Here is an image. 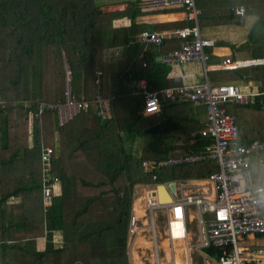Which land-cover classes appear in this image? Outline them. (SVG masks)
<instances>
[{
  "label": "trees",
  "instance_id": "obj_1",
  "mask_svg": "<svg viewBox=\"0 0 264 264\" xmlns=\"http://www.w3.org/2000/svg\"><path fill=\"white\" fill-rule=\"evenodd\" d=\"M251 1L253 5L245 12L257 10L259 0ZM113 12L101 11L93 0H0V100L4 104L0 116V202L8 195H17L21 189V213L26 222L21 223L24 227L21 226V232H37V223L42 220L49 228L61 229L63 257L54 259L55 264H125L122 239L132 185L147 179L139 160H156L177 151V146L166 138L173 133L170 125L177 127L178 123L168 115L159 120L148 115L147 121H158L160 129L143 131L142 116L132 98L125 102L120 113L113 106L111 115L102 122L95 114L93 71L98 67L106 73L112 68L111 63L101 61V49L113 38L107 39L94 31L107 25ZM255 19L257 22L258 15ZM65 69L72 95L78 92L77 74H81L80 89L87 105L58 123L54 109L33 111L39 100H63ZM143 75L146 87L156 89L155 78ZM107 82L101 76L102 94ZM15 106L20 109L18 117L12 114ZM48 124L52 128L41 131V139L51 146L49 136L44 133L57 130L58 154L54 155L51 146L49 156L50 169L57 181L50 203L43 205L41 146L36 140V129ZM121 127L125 130L124 137L117 135ZM146 134L151 136L150 140L140 153H133L134 138ZM30 135L33 140L27 145ZM19 150L21 154L17 156ZM210 165L208 161H196L161 165L152 170L159 180L200 177L214 168ZM8 226L9 238L14 243L7 244L2 237L0 264H17L15 241L20 225L10 216ZM49 261L50 258L47 264Z\"/></svg>",
  "mask_w": 264,
  "mask_h": 264
},
{
  "label": "crops",
  "instance_id": "obj_2",
  "mask_svg": "<svg viewBox=\"0 0 264 264\" xmlns=\"http://www.w3.org/2000/svg\"><path fill=\"white\" fill-rule=\"evenodd\" d=\"M147 1L148 0H93L97 8L101 11L115 12H113V16L107 25L97 28L94 31L97 35H102L107 39H109V37L113 38V42H110V44L101 49V61L111 63L112 68L106 73H102L101 69L96 67L99 73H95L96 69L93 71V79L97 76V83L93 81L94 91L92 94L94 95L95 92H97L96 90H98V93L104 98L106 114L99 118L100 122H102L106 116L111 115L113 106H115L120 113V111L124 110L122 107L125 102L132 98L135 106L139 108L143 127L151 124L147 121L148 115L154 116L158 120L161 119L163 115H168L178 123L177 127L170 125V127L173 128V133L166 138L171 144L177 146V151L175 153L156 160L141 158L149 162H155L168 156L183 154L189 151L196 152L202 149L204 143L208 141V138L205 136L207 141L204 142L203 135L198 133V129L204 122V106L201 103L188 100H173L161 103L159 109L155 112H143L142 94L143 91L150 90L146 87V78L143 73H147L148 76L155 78L156 82H158V86L155 87L156 89L162 86L179 85L206 79L210 83L230 82L242 90L262 92L258 96V99H262V97L264 98V67L261 63L240 64L233 68H223L218 64L223 56H228L231 59L237 60L263 56L264 48L254 49L251 47L248 29L250 26L249 21L255 18V15L251 16V12H245L247 8L250 9L249 4H246V2L229 3L226 6L223 5L221 8V5L215 2L214 4H208L207 0H194L195 5L200 10L197 22L198 26L200 27V23H203L202 29L199 31L202 35L208 36L214 41L213 45L206 47V50L209 51V57L205 62L207 66H203L200 61L196 60L164 63L160 60L161 54L167 49L176 46L177 38L173 36L167 37L159 43L142 42L138 39L137 33L142 29H172L188 23L189 20L186 18L185 11L181 4H159ZM235 4H242L245 7L244 13L246 14L244 17H246V19L244 18L245 22L240 25L222 19L225 16L227 17L228 13L230 14L229 16L232 17H238L244 14L235 15L229 11V7ZM215 14L216 17L214 19L213 16ZM262 15L264 17V11L261 9V5H258L257 23L259 24L257 39L263 41V36L259 35L261 24L263 25L264 23ZM204 17L209 18V20H205ZM201 18L202 20H200ZM209 65L213 66L210 67ZM139 67L144 69L139 70ZM77 75V85L79 89L76 95L73 94L72 96L74 98H82L83 91L80 89L82 86L81 74L78 73ZM101 76H104V78L106 77L108 80L105 94H102L100 90ZM140 104L141 107L139 106ZM224 106L235 115L238 135L241 140H247L254 136H264V105L260 104V102L242 104L226 102ZM1 110L0 116L3 115L4 108ZM19 113V107H13V116L18 117ZM75 113H77V111L70 114L68 117H71V115ZM37 123L39 124V119H37ZM51 128L52 126L48 124L42 126V128L38 126V129H36V140L39 147L44 144L50 145L47 142L42 143L41 131H49ZM44 135L47 138L49 136L48 139L53 147L54 155L58 154L57 130H51L50 134L44 133ZM28 137L27 145H30L33 137L32 135ZM149 137L151 138V136ZM135 139L136 138H134L133 143ZM124 144L127 145L128 143L125 142ZM131 151L135 153L134 147L133 149L131 147ZM20 154L21 150L17 152V156H20ZM196 161H208V163L214 167L213 169L216 168V162L209 157L196 158L191 161L180 163H192ZM250 161L249 169L251 175L254 179H257V181L263 182L264 154L253 156ZM154 167H152L149 172L141 170L142 173L147 175V179L145 181L136 182V185H138V183L143 184L148 182L150 173H154L156 178V173L152 170ZM204 176L205 174L200 177L165 178L156 180L163 184L166 183L165 190L170 197L173 190L177 192V186L179 184L187 183L196 178L203 179ZM170 181L173 183L172 188L168 184ZM162 183H159V185L161 184L163 186ZM54 189L55 186L53 190ZM22 192L23 191L20 189L17 195H8L0 202V226L2 225L0 227V240L2 237H5V243H14V240L9 238L10 229L8 221L11 216L13 222L20 225L16 228L19 231L15 241L16 247L14 246L17 251V264H47L49 258V264H55L54 259L63 257V252L61 250V248H63L61 247L63 243L62 231L60 228L47 227L46 221L42 220L41 223H37V232L27 233L26 230L21 232V223L26 225L22 217L20 206V202L23 200L21 198ZM136 194L137 192L131 196L129 202V210L122 239V256L125 260V264H152L150 262L151 256L148 254L150 240L147 231L135 237L134 242L136 247L132 248L130 253L127 254V223L129 213L132 210V212H136L139 215L141 214V209L138 205L141 197L139 195L136 196ZM10 210H12V215H10ZM153 214H156L153 219V226L156 233V243L157 246H159L157 252L161 255L159 257V264H169V262L172 264V261L173 264H186L184 261L185 257L189 259L188 264H201L203 253L206 256H216L218 249L211 245L203 246L200 249H193L191 247L183 249L182 242L184 243V240L194 237L196 232L197 225L194 218L186 215V237L184 239H173L169 248L167 246V238L164 231V210H161L160 207L156 208L153 210ZM141 219L144 220V216H141ZM192 223L194 224L193 228H191ZM243 240H246V237ZM250 242L256 243V241ZM259 244L263 245L264 243ZM8 254L9 253L6 252L5 256H8ZM261 264H264V261Z\"/></svg>",
  "mask_w": 264,
  "mask_h": 264
},
{
  "label": "built area",
  "instance_id": "obj_3",
  "mask_svg": "<svg viewBox=\"0 0 264 264\" xmlns=\"http://www.w3.org/2000/svg\"><path fill=\"white\" fill-rule=\"evenodd\" d=\"M150 3L181 4L188 23L172 29H142L137 33L142 42L159 43L164 38L176 37L177 45L167 49L160 56L164 63L200 61L203 66L209 57L206 47L214 44L212 38L200 33L198 27L199 8L194 0H148ZM245 7L235 4L229 11L235 15H242ZM261 63L264 67V55L249 59L237 60L223 56L219 66L233 68L240 64ZM212 67L213 65H209ZM98 74L99 70H95ZM64 89L62 101L37 102L33 113L42 108L54 109L57 121H64L70 114L84 109L87 101L74 98L69 90V74L65 69ZM97 83V76L93 79ZM93 95L95 114L103 117L105 113L104 98L96 90ZM262 92L242 90L230 82L210 83L206 79L187 82L179 85L162 86L154 90L143 91L142 111L152 113L159 109L163 102L173 100H188L198 102L204 106V122L198 129L200 135L206 136L208 141L202 149L196 152H186L168 156L155 162L140 160L142 171H151L158 165L175 164L191 161L196 158L209 157L216 162V168L205 173L203 179H193L177 186L167 200H161V191L157 186L154 173L149 174V181L138 183L141 197L139 208L141 214L129 213L127 223V254L135 246V237L142 232H148L152 264H159L161 256L157 251L156 233L153 210H164V231L167 246L170 248L173 239L186 237V215L194 218L197 225L194 237L182 242L183 249H200L211 245L218 249L215 257L202 254L201 264H261L264 261V246L245 241V237L254 233L264 234V181L259 182L251 175L249 164L253 156L264 154V136H254L241 140L238 135L235 115L228 111L224 103L236 104L260 102L264 105V98L258 99ZM2 102L0 100V107ZM52 152L50 145L44 144L39 151L41 161V201L43 205L50 203L53 188L57 181L51 172L49 156ZM163 184V183H162ZM166 183L163 190L166 193ZM144 216V220L141 219ZM171 251V250H170ZM188 257L184 261L188 264ZM169 264H171L169 262ZM173 264V261H172Z\"/></svg>",
  "mask_w": 264,
  "mask_h": 264
},
{
  "label": "rangeland",
  "instance_id": "obj_4",
  "mask_svg": "<svg viewBox=\"0 0 264 264\" xmlns=\"http://www.w3.org/2000/svg\"><path fill=\"white\" fill-rule=\"evenodd\" d=\"M208 1V4H214L217 3V4H220L221 8L223 7V5H228L229 3H236V2H240V3H243V2H246V4H252L253 5V2L254 1H251V0H207ZM251 2V3H250ZM203 3V2H201ZM256 3V2H255ZM258 5L260 6L261 5V9L264 11V2H261V0L258 1ZM251 7V5H250ZM207 11V10H206ZM246 13H244L242 16H238V17H229V16H225L224 18H222L224 21H227V22H230V23H235V24H238L240 25L241 23H244L245 22V19L246 17L245 16ZM255 15V17L258 15V8L257 10L254 9L252 12H251V16ZM216 17V14L213 16V18L215 19ZM245 18V19H244ZM205 20H209V18H205ZM227 19V20H225ZM264 19V17H263ZM202 20V18L200 19ZM250 23V26H249V29H248V32H249V35H250V43H251V47L254 48V49H257V48H264V23L263 25L261 24V27H260V36H263V41L261 39H257V31H258V24L256 22V19L253 18L251 21H249ZM202 25L203 23H200V27H199V30H201L202 28ZM261 42V43H260ZM2 107L0 108V112L2 111L1 109L4 108V104L2 103L1 105ZM240 106H244V105H240ZM166 112V111H165ZM111 113V111H110ZM117 133L120 134L122 137H124V134H125V130L124 128L121 130H117ZM150 140V137L148 134L146 135H142V137H137L135 139V142L133 143V145L131 146L132 149L134 147V151H135V154H138L141 152V148L143 147V145L146 143V141ZM124 147H127V145L124 144ZM159 190L161 191V194L163 197H166V194L164 192V190L162 189L161 186H159ZM140 193V190H139V186L135 184L132 185V190H131V196L134 194V193ZM165 194V195H164ZM161 196V198H162ZM168 199L167 197L166 198H162L161 200H166ZM194 224L192 223L191 225V228H193ZM245 239V238H244ZM239 243H246L245 241H256V243H264V234L262 233H254L252 235V237H246V240H237ZM258 243V244H259ZM264 245V244H263Z\"/></svg>",
  "mask_w": 264,
  "mask_h": 264
},
{
  "label": "water",
  "instance_id": "obj_5",
  "mask_svg": "<svg viewBox=\"0 0 264 264\" xmlns=\"http://www.w3.org/2000/svg\"><path fill=\"white\" fill-rule=\"evenodd\" d=\"M142 129H143V131L155 132V131H158L160 129V126H159L158 122H154V123H151V124L144 126ZM168 184L172 188L173 183L170 181ZM159 186H161L163 189V186L161 184L158 185L157 188H159ZM165 194H166V197H169L167 193H165ZM162 198H165V197L162 196Z\"/></svg>",
  "mask_w": 264,
  "mask_h": 264
},
{
  "label": "bare ground",
  "instance_id": "obj_6",
  "mask_svg": "<svg viewBox=\"0 0 264 264\" xmlns=\"http://www.w3.org/2000/svg\"><path fill=\"white\" fill-rule=\"evenodd\" d=\"M169 39V38H168ZM165 52V51H164ZM160 188V187H159ZM165 195V194H164ZM166 198V197H165Z\"/></svg>",
  "mask_w": 264,
  "mask_h": 264
}]
</instances>
